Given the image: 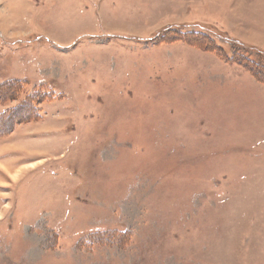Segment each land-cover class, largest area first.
<instances>
[{"label": "rangeland", "instance_id": "374dc122", "mask_svg": "<svg viewBox=\"0 0 264 264\" xmlns=\"http://www.w3.org/2000/svg\"><path fill=\"white\" fill-rule=\"evenodd\" d=\"M0 264H264V0H0Z\"/></svg>", "mask_w": 264, "mask_h": 264}, {"label": "trees", "instance_id": "16d2710c", "mask_svg": "<svg viewBox=\"0 0 264 264\" xmlns=\"http://www.w3.org/2000/svg\"><path fill=\"white\" fill-rule=\"evenodd\" d=\"M256 72H258V74H259V71H256ZM258 74H254V75H255L256 77H259ZM19 106H20V105H19ZM19 106H18V107H19ZM18 107H17V108H18ZM17 108H13V110H14V109L16 110Z\"/></svg>", "mask_w": 264, "mask_h": 264}]
</instances>
